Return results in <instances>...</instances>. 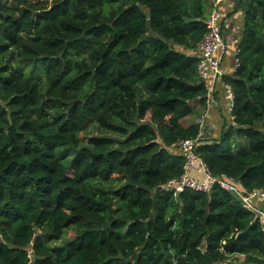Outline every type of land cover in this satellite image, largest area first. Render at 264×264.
Listing matches in <instances>:
<instances>
[{"label": "trees", "instance_id": "16d2710c", "mask_svg": "<svg viewBox=\"0 0 264 264\" xmlns=\"http://www.w3.org/2000/svg\"><path fill=\"white\" fill-rule=\"evenodd\" d=\"M208 6L0 0V264H264L263 226L240 197L162 189L184 173L179 142L200 135L189 119L207 100L194 51ZM234 6L233 121L197 153L252 192L264 188V0ZM90 127L114 136L83 138Z\"/></svg>", "mask_w": 264, "mask_h": 264}, {"label": "built area", "instance_id": "2783aa9c", "mask_svg": "<svg viewBox=\"0 0 264 264\" xmlns=\"http://www.w3.org/2000/svg\"><path fill=\"white\" fill-rule=\"evenodd\" d=\"M222 23L223 15L219 7V1L215 0L214 8L212 9L208 23V31L194 51V54L200 58L198 74L200 79L206 84L208 90V104H212L213 99L211 95L216 91L218 84L222 82L223 63L228 52V44L223 36ZM238 54L239 52L237 50V53L234 55V72L240 65ZM223 88L228 111L231 114L235 101L234 89L232 85L225 83L223 84ZM197 123L200 125L199 137L196 139L182 140L178 144L185 158L184 173L181 177L172 179L164 184L162 189L172 192L175 196H179L186 191L211 194L216 187H220L237 195L247 206L255 210L264 231V188L256 189L252 192H243L237 185L215 176L207 163L197 153V149L201 144V139L205 135V117L199 119ZM256 201H259L261 206H257L255 204Z\"/></svg>", "mask_w": 264, "mask_h": 264}, {"label": "crops", "instance_id": "0c3cea01", "mask_svg": "<svg viewBox=\"0 0 264 264\" xmlns=\"http://www.w3.org/2000/svg\"><path fill=\"white\" fill-rule=\"evenodd\" d=\"M209 4L208 10L209 14L211 13V8L214 0H206ZM219 1V7L222 6V8L225 9H231L230 13L228 15H225L224 22L222 24L223 28V36L228 44V52L225 56L224 63H223V76H227L232 74L234 72V66L232 67V59H234V55L237 51L238 42L237 38L233 36L230 29L233 28L236 25L235 23L241 24V15H235L234 12V5L236 0H218ZM222 13V12H221ZM223 15V14H222ZM236 32V31H235ZM234 32V34H235ZM224 80L222 79V82H220L216 88V91L212 93L211 98L213 99L212 104H208L207 100L204 102L197 101L193 104V107L195 111L200 115L196 120H194L192 123H196L199 119H202L205 117L206 119V127L205 131L206 134L202 137L204 141H211L216 137H219L221 134V130L223 128L224 120L227 119L228 122H232V116L229 113L228 106L225 99V92L223 88ZM189 124V123H186ZM259 203V201H257ZM259 205V204H258Z\"/></svg>", "mask_w": 264, "mask_h": 264}, {"label": "rangeland", "instance_id": "374dc122", "mask_svg": "<svg viewBox=\"0 0 264 264\" xmlns=\"http://www.w3.org/2000/svg\"><path fill=\"white\" fill-rule=\"evenodd\" d=\"M8 3H11L12 0H6ZM236 25L234 26V31H233V28L230 29L231 33L233 34V36L235 38H237V41L240 40V38L242 37V26L240 25V23H235ZM236 31V32H235ZM235 32V34H234ZM237 53V51H236ZM146 120H150V116H147ZM188 121V120H187ZM194 121V119H189V122H192ZM198 122V121H197ZM204 134H206V131L204 132ZM203 134V135H204ZM93 135H102V136H114L112 133H109V132H106V131H103V130H100L96 127H90L89 129H87L86 131H84L82 133V137L83 138H89L90 136H93ZM232 141H230L231 144L234 143V147L235 148H240L242 144L239 143L238 140L234 138L231 139ZM76 236L75 232L74 231H69L67 237L65 239H63L62 241L58 242L57 244L58 245H62L64 244L66 241L68 240H71L73 239L74 237ZM238 259H242V257H239ZM236 260H231L230 262H235Z\"/></svg>", "mask_w": 264, "mask_h": 264}, {"label": "water", "instance_id": "95a60500", "mask_svg": "<svg viewBox=\"0 0 264 264\" xmlns=\"http://www.w3.org/2000/svg\"><path fill=\"white\" fill-rule=\"evenodd\" d=\"M185 21H186L187 23H190V22H193L194 19H185ZM197 21H201V19L198 18ZM261 131H264V129H262Z\"/></svg>", "mask_w": 264, "mask_h": 264}]
</instances>
